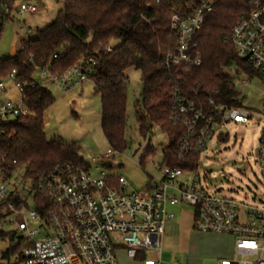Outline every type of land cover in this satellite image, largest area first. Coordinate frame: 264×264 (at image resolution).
<instances>
[{
	"label": "built area",
	"instance_id": "2783aa9c",
	"mask_svg": "<svg viewBox=\"0 0 264 264\" xmlns=\"http://www.w3.org/2000/svg\"><path fill=\"white\" fill-rule=\"evenodd\" d=\"M252 4L253 10L243 14L233 27L230 41L238 57L246 60L264 83V0H252ZM29 10L34 13L37 8ZM212 10V2L206 1L189 15L173 16L171 30L177 41L165 58L169 68L202 65L196 37ZM62 56L56 54L54 59ZM95 63L92 57L80 60L62 75L41 70L50 76L52 84L69 93L91 81ZM240 75L230 74L233 85L248 86L251 78L241 80ZM5 79L19 89L21 99L0 100V138L7 134L8 124L29 115L24 104L27 84L18 80L15 71ZM5 79L0 80L3 93ZM258 115L242 105L219 104L213 96L203 99L197 91L191 96L184 88V78L177 76L172 88L171 121L184 130L178 143L179 160L186 163L192 155L200 160L218 130L231 123L247 124ZM259 116L264 122V108ZM221 136L219 133L218 138ZM112 157L110 150L102 159ZM99 160L94 158L92 162ZM259 160L264 164V126ZM87 164L59 165L32 179L33 208L28 205L29 197L11 180L17 170L0 176V212L5 215L2 222H10L15 228L11 247L19 249L16 256L21 264H120L118 251H125L141 264H163L164 236L166 226L176 218L170 211L174 207L193 208L198 231L235 239V258L220 264H264V205L245 206L234 197L209 190L202 184L199 164L194 170H185L162 162L158 165L161 180L153 179L146 189L132 191L121 176L116 186L110 182L112 176L104 172L94 177L91 164Z\"/></svg>",
	"mask_w": 264,
	"mask_h": 264
},
{
	"label": "trees",
	"instance_id": "16d2710c",
	"mask_svg": "<svg viewBox=\"0 0 264 264\" xmlns=\"http://www.w3.org/2000/svg\"><path fill=\"white\" fill-rule=\"evenodd\" d=\"M206 1L212 2L213 10L206 14L196 37L202 65L169 68L165 58L177 41L171 30L173 16L189 15ZM4 6L12 9L14 0H0V33L8 19L2 13ZM252 10V0H64L56 20L39 30L34 40L23 41L17 55L0 57V80L15 71L18 80L27 84L24 104L29 111V115L8 124L7 134L0 138V176L24 168L25 176L35 180L63 164L88 167L78 145L46 139L44 117L55 98L35 81L34 73L48 69L52 75H62L89 57L96 62L91 81L101 97L102 131L112 152L122 153L129 145L127 86L128 74L135 70L141 72L144 84L135 104L140 134L146 138L155 126L159 127L167 137L162 150L164 164L185 170L198 168V156H190L186 163L178 158L184 130L171 121L174 82L181 76L191 96L197 91L203 99L213 96L219 104L242 105L230 73L234 70L255 77L257 72L238 57L230 36L241 16ZM109 47L113 51L109 52ZM56 54L63 56L54 59ZM118 178L113 175L111 184L116 186ZM37 200L44 202L40 196ZM4 216L0 212V224ZM11 238L14 240V233ZM18 252V248L10 247L3 258L10 260Z\"/></svg>",
	"mask_w": 264,
	"mask_h": 264
},
{
	"label": "rangeland",
	"instance_id": "374dc122",
	"mask_svg": "<svg viewBox=\"0 0 264 264\" xmlns=\"http://www.w3.org/2000/svg\"><path fill=\"white\" fill-rule=\"evenodd\" d=\"M63 5L64 0H14L12 9L4 6L2 13L8 15V19L4 17L0 33V57L5 59L17 55L23 41L34 40L39 30L54 22ZM30 7H36L37 11L30 12ZM128 77L126 138L129 145L122 153H113L112 159L104 160L102 157L111 149L102 131V101L94 92L93 82L88 81L64 93L49 81L50 76L41 69L34 73L35 81L49 89L55 98L54 105L44 117L46 139L78 145L80 155L91 164L94 177L103 172L121 176L129 184L128 191H132L146 189L153 179L161 180L158 165L163 162L162 150L167 137L156 126L146 138L140 134L135 104L140 100L144 84L140 71L132 70ZM249 77L246 74L239 76L241 80ZM250 78L248 86L238 83L236 89L241 95L242 106L260 115L264 108V83L257 76ZM5 82L6 90L5 93L0 92V100L19 101V89L9 79ZM259 115L247 124L231 123L218 130L207 142L199 160L202 184L211 191L236 198L245 206L264 205V164L259 160L264 122ZM219 133L223 134L220 138ZM94 158L100 160L93 163ZM11 180L29 197L28 205L33 208V180L25 177V169L19 168ZM170 211L176 214V218L171 221L174 225L165 231L163 264H220L222 260L235 258V239L232 236L198 231L191 207L172 208ZM14 232L10 222L0 224V264H21L16 254L10 260L3 258L12 246ZM117 260L120 264H141L128 257L125 251L117 252Z\"/></svg>",
	"mask_w": 264,
	"mask_h": 264
},
{
	"label": "crops",
	"instance_id": "0c3cea01",
	"mask_svg": "<svg viewBox=\"0 0 264 264\" xmlns=\"http://www.w3.org/2000/svg\"><path fill=\"white\" fill-rule=\"evenodd\" d=\"M94 92H95V89H94ZM174 208H180V209H184V208H182V207H174ZM172 209V208H171ZM174 225V223H169L167 226H166V228L168 227V226H173Z\"/></svg>",
	"mask_w": 264,
	"mask_h": 264
}]
</instances>
